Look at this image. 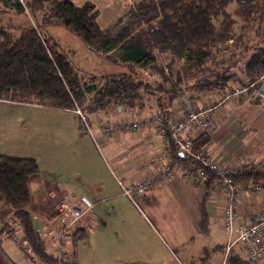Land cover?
<instances>
[{
  "label": "trees",
  "instance_id": "obj_1",
  "mask_svg": "<svg viewBox=\"0 0 264 264\" xmlns=\"http://www.w3.org/2000/svg\"><path fill=\"white\" fill-rule=\"evenodd\" d=\"M50 1L0 0V5L17 15L29 12L38 19L37 15L43 13L40 22L28 28L0 24V100L35 103L72 113L80 109L91 115L112 107L117 114L124 108L141 111L146 106L145 100L152 97L166 128L181 91L189 99H196L206 91H225L232 83L258 87L264 82V0H139L105 29L97 22L99 12L93 3L86 1L78 6L61 0L44 12L45 4ZM235 18L245 23L239 36L233 33ZM48 19L58 20L91 52L113 63L151 70L158 75L157 79L146 82L120 73L89 77L85 81L73 69L68 56L40 30ZM216 19L218 25L213 22ZM252 22H256L255 28ZM250 31L261 37V41L251 43L247 36ZM228 40L234 41L232 46L227 45ZM113 51L120 53L119 59L111 55ZM155 51L169 56L167 73L157 65ZM180 60L184 64L175 69V63ZM259 98L257 95L256 99ZM76 115L82 131L80 116ZM165 136L169 138L168 133ZM205 144L202 136L193 140L196 150ZM169 145V155L174 161L191 165V174L199 169L197 162L176 156L172 142ZM38 173L32 158L0 155V196L11 210L8 220L0 223V238H10L13 227H17L22 234L18 246L23 260L28 264H59L57 257L48 251V239L33 227L28 211V180ZM242 177L258 179L264 174ZM199 213L198 229L206 236L210 233L211 217L205 197L199 201ZM66 236L73 247L85 238L82 229ZM0 252L4 255L1 249ZM62 261L61 264H78ZM225 264L250 263L244 254L231 252Z\"/></svg>",
  "mask_w": 264,
  "mask_h": 264
},
{
  "label": "crops",
  "instance_id": "obj_2",
  "mask_svg": "<svg viewBox=\"0 0 264 264\" xmlns=\"http://www.w3.org/2000/svg\"><path fill=\"white\" fill-rule=\"evenodd\" d=\"M66 1L71 2L74 5L76 4L74 0ZM78 1H81L80 4L89 1L96 6L99 12L97 22L101 28L105 29L118 21L126 13L127 9L139 0H99V3L96 2V0ZM101 1L103 2L102 4ZM6 10H8V8H6ZM47 35L49 36V34ZM216 98H218V96H216ZM245 100L246 99L241 101L236 100L234 101V105L230 102L226 103L215 116V129L210 134L204 135L210 137V141L206 142V146L204 145L203 148L200 149L202 152L207 151L209 147L217 141L224 143L220 149L214 147L213 151L206 153L203 152L213 162H222L225 165L231 166L233 162L231 161L229 154L221 155L220 150L224 149L228 144L233 143L237 139L250 136V131L247 129L249 128L248 122L253 120L255 116H249L248 112L250 111V107L248 105L243 106L244 104L248 103ZM261 101L262 100H258V102ZM251 102L257 103L256 100ZM28 108L33 110L49 109L39 106L35 103H14L0 100V114L3 116L5 122H8V112H17L21 109L25 110ZM178 109L179 108H177V106H174L171 109L172 115H169V119H172V116L175 115V112L178 111ZM4 111L6 113L5 115ZM151 112L154 113L153 117H151ZM98 113L103 115H99V117H97V124H100L97 129L99 134L98 136L103 143V148L107 150L109 160L111 159L114 163V170L119 176L124 177V180L128 185H130L131 181L133 180H143L148 178L152 181V184L145 189L142 197H139V202L142 204L146 213L153 220L155 225L159 227L162 235L164 236V240L168 245L176 248H184V254L186 256L189 254L190 249L187 247V245L193 240L202 236L198 229V222L200 219L199 201L203 197L207 199L209 194L213 195L212 198L214 202L206 201L208 214L215 220L216 224L221 228V230H223L220 219L223 195H221L219 191L215 192L213 189L207 188V190L204 189V191H201L200 196H198L194 189V186H196L197 183H192L189 174L184 172V168L191 170V165L186 166L183 164L182 168H178L177 166L173 168L169 163V159H171L173 162L174 160L169 155L168 147L164 144L163 139L157 134L156 130L152 126H148L142 131L139 130L132 133L121 130L119 133L114 135H103L99 128L102 124H107L108 115H105L103 112H97V114ZM19 114L24 115L21 112H18L15 115ZM140 114L141 118L139 122H146L153 120L154 117L159 114V111L153 105V102L148 100L147 106L142 109ZM17 117L19 116L9 117V119L13 123ZM108 117L117 118L118 116ZM126 117H130L127 119L136 118L131 117L130 114H127ZM177 117L180 118L182 116H180V113H178ZM33 120H35V117ZM56 120L61 122L62 115H46L39 119V121L46 122H52ZM261 120L262 115L257 120H255L254 129H249H258L262 125V122H264V119L262 122ZM114 121L115 122H111V124H116L119 126L117 122L118 120L114 119ZM241 121L246 123V125L240 124ZM69 124L72 125L71 123ZM63 125L64 127H62L60 130L63 134H65L61 138L62 148L67 149L76 144V138L73 135V130H71V128L67 126L66 123H63ZM96 128L97 127L94 129ZM216 134H222V136H219L218 139H215L214 135ZM109 136L111 138L113 137L114 140L110 141L108 139ZM183 137L191 139L197 138L195 137L194 131L188 129L183 132ZM122 139L127 141L128 147L130 148L129 150L134 152L137 151L135 149L140 147L141 140H144L148 145H151L156 140H160V145L155 149V152H161L160 158L155 160H159L156 165V170H150L149 164H143L146 163V161H152V157L148 158L145 155L144 157L147 158H142L143 155L141 153L143 152L141 151H138V154L132 157V160H126L123 158L121 159L119 157L118 150H121V147L123 146ZM77 140L80 142V139ZM85 144L88 145L86 140ZM110 144H112V147H110ZM77 147L80 148V151L77 152V155H75V158L72 162L66 161L64 163L62 167V169H65L64 171L61 170L60 172L56 169H52V180L45 178L43 174H41V171L28 180L30 197L28 211L31 213L33 227L39 231L41 225H46L47 221H52L53 225L58 224L60 222V217L56 210V206L59 200L63 197L69 198L70 194L74 196H71L73 199H69L76 200L78 196L75 195L82 194V197L87 198V200L90 201L92 208L88 213H86L85 217L82 218L80 222V228L85 234V238L83 240H93V242H91V246L96 247L95 250L97 258L95 260V264H139L143 260L150 261L149 259L152 255L153 246L148 243V245L146 243H141L140 245L129 242V235L131 236L135 234L136 231L133 227L129 228L128 225L122 221L123 218L121 212H117L115 208H113L115 201H118L119 199H125L123 197L125 195L121 193V187L116 180L114 172L111 170V168H109L105 160L103 159V161L101 159L102 157L98 156V158H95V156H97L94 154L97 152L95 147H93L95 151L91 150L89 147L88 150L86 147H80V145ZM255 148L256 147L253 146V150ZM0 151H2L1 145ZM65 152L66 151H64V153ZM134 152L131 154H134ZM64 153H62V155ZM144 153L149 155L148 151H144ZM91 155L94 156L96 161H93V157ZM76 162L78 163V166H76ZM166 164L171 165L173 175L170 178L163 180V182L159 185L153 183L154 179L162 173L163 166ZM79 175H81L83 178L82 182H84V184H82L80 187L77 183ZM84 198L81 200H84ZM263 201L264 192L261 194L257 193L253 196H249L248 194L239 195L237 197L239 218L236 220V224L247 223L253 215L257 214L260 204ZM108 203L109 206H106ZM128 206L133 209L130 204ZM10 211V208L0 196V223L8 220ZM91 218L95 220L94 223L92 221V224L87 222L88 219L91 221ZM18 236L21 235L19 232H17V230L9 234L12 242L17 245L20 244L21 239H16L14 237ZM118 236L123 238V244H119L121 240ZM208 236L209 234L202 237ZM67 238L68 236H66V240ZM1 239L8 240L9 238H0V243ZM50 240L51 239L47 240L49 241V244H51V242H55ZM230 243L231 241L228 239V244L224 248L225 257L223 264H225V258L231 252L244 254L239 244L234 243L230 245ZM0 249L4 254L2 255L0 252V264H10L11 262L15 264L17 261H25L22 258V252L20 251L21 253L19 255L13 246L9 247V251L12 252L13 258L9 256V254L3 250L1 246ZM147 250L151 252H147ZM54 253L51 254L55 255ZM145 256H148L149 259ZM75 258L76 260L74 262L77 263L79 260L77 253L75 254ZM7 259L11 262H8Z\"/></svg>",
  "mask_w": 264,
  "mask_h": 264
},
{
  "label": "rangeland",
  "instance_id": "obj_3",
  "mask_svg": "<svg viewBox=\"0 0 264 264\" xmlns=\"http://www.w3.org/2000/svg\"><path fill=\"white\" fill-rule=\"evenodd\" d=\"M60 1L61 0H51L50 2L46 3L44 7V12H47L48 9H51L53 5H55ZM74 1L76 2L75 5L78 6L85 3L83 2L82 4H80L81 1L78 0H74ZM96 2L99 3V0H96ZM102 3L103 2L101 1V4ZM232 7L234 8L233 5ZM233 8L230 11H232ZM41 15H43V13L37 15L38 19H34L33 14L29 12H25L23 14L17 15L13 10L11 9L6 10V8L0 5L1 25L12 24L17 27L28 28L36 24L35 22L39 23L41 19L40 17ZM219 19L213 20L215 25L219 24ZM235 19L237 24L234 27L233 33L234 36H239L243 33L242 27L243 25H245V23L242 22L239 18H235ZM255 25L256 22L251 23V26H253V28H255ZM41 26L42 28H40V30H43L44 34H49V36H51V39L53 40L54 43H56L60 52L68 56V60L71 63L73 69L77 73H79L80 77L85 81H87L89 77L112 76L120 73L130 74L135 78V80H141L146 82H153L157 79L158 75L152 74L151 70L143 69L137 66L127 65L124 63H113L107 60L103 55L91 52L86 46V44L78 36H76L71 31L66 29L58 20L48 19L44 21L43 24H41ZM247 34H248L247 36L250 37L251 43H257L261 41V37L256 36L253 31H250ZM233 43H234L233 40L227 41V45L232 46ZM111 55L118 57V59L120 57V53L118 51H113ZM154 55L156 56L157 65L161 66L164 69L165 73H167L168 69L166 68V64L168 63L169 56L166 54L160 55L157 51H155ZM182 64H184V60L177 61L175 63V69L179 68ZM248 85L249 84H246L243 87H241L237 84L232 83L231 87L225 91L222 92H217L215 90L206 91L200 93L199 97L196 99H189L187 97V94L181 91L178 94L179 96L178 101L175 105L177 106V108H179L178 111H180V114L183 115L181 111L182 110L181 100H183L184 98L182 99L183 97L182 95H185L187 101L191 103H195L197 105H207V106H211L213 104H219L220 103L219 98L223 95H226L229 98L227 101L221 102V108L228 102L234 105L235 104L234 101L236 100L241 101L246 99L245 101H247L248 103L244 104L243 106L248 105L250 107V111L249 112L247 111L249 116L250 117L255 116L253 120H250L249 122L247 120L246 121L248 122L249 128L254 129L255 120H257L261 115H262V120L264 119V102L263 101L258 102V100H261L260 98L256 99L257 89L259 86L258 87L255 86V88H250V86ZM216 96H218V98H216ZM148 100H151L154 105V98L151 97L145 100L146 106ZM254 100H256L257 103L251 102ZM220 110L218 109L217 111L219 112ZM78 111L80 112L81 116L85 118V122L89 129L86 127L83 121H80L82 124V131H80L75 112L73 114L68 111H61L56 109H41V110H33L29 108L25 110L21 109L20 111L17 112L16 111L8 112L9 117L19 116L17 117V119H15V122L13 121V123L9 119V117H8V122H5L3 116L0 114V145L2 147V151H0V155L32 158L36 161L39 171H41V174H43L45 178L52 180L53 178L52 169H56L57 171L60 172L61 170L64 171L65 169H62L64 163L66 161L72 162L75 158V155H77V152L80 151V148L77 147L78 145H80V147L82 146L83 148L86 147L87 150L89 147L93 151H95L93 148L95 147L97 151L94 153L95 155H97L95 156V158H98V156L102 157L101 159L102 160L104 159L106 164L109 166V168H111V170L114 172L116 180L118 182H122L121 187L127 189L128 188L127 182L124 180V177L119 176L118 173L114 170L113 168L114 163L111 159L109 160V157L107 155V150L103 148L102 145L103 143L98 136L99 134L97 132V129L100 124H97L98 123L97 117H99V115L101 116L102 114L94 113L95 115L92 114L90 115L83 113V111L80 109ZM131 111L133 110L124 108L122 109L121 114H117L116 109L112 107L111 109H108L107 112H103V113L108 116H114V117L118 116L117 118H112L107 116L108 122L107 121L106 122L111 124V122H115L114 121L115 119L118 120L117 121L118 124L122 126L123 121H125L127 118H130V117H126L127 114H130L131 117H136L134 120L138 122L140 121L141 118L140 112L142 110L137 112H131ZM18 112H21L24 115H20V114L15 115ZM5 114L6 113L4 111V115ZM52 114L62 115L61 122L58 120L52 122L39 121L41 117ZM158 115L162 116L160 111ZM170 115L172 114L170 113ZM153 116L154 113L151 112V117ZM34 117L35 120H33ZM63 123H66L67 126H69L71 130H73V135L76 138V144H74V146H71L67 149L62 148L61 138L65 134H63L60 130L62 129V127H64ZM69 123H71L72 125H70ZM240 124L246 125V123H244L243 121H241ZM95 127L97 128L94 129ZM249 128H247L248 131H250L249 137L245 136L242 139H237L233 143L228 144L224 149L220 150L221 155L229 154V156L231 157V161L233 162L231 166L225 165L222 162H218L220 166L222 167L230 166L233 168L239 167L241 169L244 167H248L251 164H253L254 166L259 165L264 161V122H262V125L256 130ZM109 132L113 135L116 134V132H112L111 129L110 131H108V133ZM219 136H222V134L214 135L215 139H218ZM109 137L108 139L110 141L114 140L113 137L112 138L110 137L111 139ZM209 138L210 137L208 136H203L202 139L208 142L210 141ZM77 139H80V142ZM85 140L87 141L88 145L85 144ZM223 144H224L223 142L217 141L213 143V145H211L207 151H203V152L206 153L209 151H213L214 147L220 149V147H222ZM110 145H111L110 147H112V144ZM122 145L123 146L121 147V150H118V154L121 159L123 158L126 160H132V157L136 156L138 154V151H141L143 152L141 153L143 155L142 158L145 155L148 158L152 157L151 159L152 161H146V163L143 164H149L150 170L153 171L156 170V165L159 160L158 161L155 160L160 158L161 152L159 151L155 152V149L157 146L160 145V140H156L151 145H148L144 140H141L140 147L135 149L137 150L135 152L129 150L130 148L128 147L127 141L125 139H122ZM169 146L171 145L167 146L168 150H169ZM253 146L256 147L254 150H253ZM64 151L66 152L64 153ZM144 151H148L149 155L147 153H144ZM133 152L134 154H131ZM62 153L64 154L62 155ZM92 157H93V161H96V159H94V156ZM169 163L172 165L173 168H175L176 166L175 162L169 159ZM75 164L76 166H78L77 162ZM189 177L191 179V182L193 183L195 181L194 174L190 173ZM82 179L83 178L81 177V175H79L77 179L78 180L77 183L79 187L82 184H84V182H82ZM258 182L262 187H264V177H259ZM194 189L195 192L198 194V196H200L201 191H204L205 189V185L202 182H198V184L194 186ZM120 190L122 193V189ZM214 191L217 192L216 190ZM71 196L74 195L70 194L69 198H71ZM75 196H78L77 199L84 198L82 197V194ZM212 196L213 195L209 194V196H207L206 201L214 202ZM123 197L125 199H119L118 201L114 202L113 208H115L117 212H121L123 218L122 221H124L129 228L133 227L136 231L135 234L131 236L129 235L128 237L129 242L140 245L141 243H146V244L148 243L153 246L151 258L149 259L148 256H145L150 261L143 260L139 264H223L224 263V257H225L224 248L228 244V237L225 235L224 231L221 230V228L216 224L215 220L212 217L210 218L209 236L208 237L200 236V238H197L193 240L190 244H188L187 247L190 249V252L186 256L184 254V250H183L184 248L171 247L170 245L167 244V242L164 240V236L162 235L159 227L155 225L153 220L146 213L142 204L139 202L140 198L136 199V197H133L131 199L132 201L131 202L125 196ZM63 198H61L60 200H62ZM129 204L133 207V209L128 206ZM106 206H109V203L106 204ZM83 217H85V214L83 215ZM81 220L76 221L75 222L76 224L74 225L70 224L68 227L65 228L63 232V235H65V237L63 236L64 243H62L61 257L57 258L58 259L57 262L59 264H61L62 260H66L68 262H74L76 260L75 258L76 253L79 257V260L77 261V263L79 262L78 264H95L97 254L95 250L96 247L91 246V242H93V240L80 241L74 247L70 244L69 237L66 240L67 233L69 234L76 233L81 229L80 228ZM92 221L93 223L95 222L94 219H92L91 221L90 219L87 220V222L90 224H92ZM74 226L75 228H73ZM43 228L44 225H41L40 230ZM9 229L10 227L8 228V230ZM15 230H17V232H19L21 236L14 238L22 240V234L19 228L14 227L13 232ZM40 236L43 237L41 234ZM118 237L121 240L119 244H123L124 243L123 238L121 236ZM43 238L51 239L52 241H55V242H51V244L49 243L47 244L48 251L54 253L53 250L57 248L59 244L58 241H56L53 236L43 237ZM0 246L12 258L13 255L12 252L9 251V247L13 246L15 251L19 255L21 253L18 245L13 243L10 238L8 240L1 239ZM147 252H151V251L147 250ZM263 262L264 260L258 262L257 264H264ZM15 264H28V263L26 261L23 262L17 261L15 262Z\"/></svg>",
  "mask_w": 264,
  "mask_h": 264
},
{
  "label": "built area",
  "instance_id": "obj_4",
  "mask_svg": "<svg viewBox=\"0 0 264 264\" xmlns=\"http://www.w3.org/2000/svg\"><path fill=\"white\" fill-rule=\"evenodd\" d=\"M21 1V0H20ZM250 88H255L254 84H249ZM258 90V89H257ZM182 113L180 118L177 114L180 111H176L173 115V119L168 120L167 127H164V119L161 115H156L153 120L146 122H138L134 119H126L123 121L122 126L116 124H102L99 130L103 135L111 134L110 132L119 133L120 130L126 132L142 131L148 126H152L158 135L161 136L165 145H169L172 142L174 147V154L176 156L189 157L193 161L197 162L199 169L194 173L195 183L202 182L208 185V188L219 191L223 195V204L220 210V219L222 229L225 235L231 241L230 245L237 243L243 250L245 258L250 264H257L264 260V201L260 204L259 211L253 215L247 223L236 224L238 217V202L237 197L239 195L248 194L253 196L257 193H263L264 187L260 185L258 179L249 178L245 179L242 175L247 174H264V161L254 166L251 164L244 168L222 167L218 162H213L206 154L201 150H196L191 138L183 137L185 130H192L195 133V137L204 136L210 134L215 129L214 119L217 110L221 109V102L228 100V96L223 95L219 98V104L197 105L187 101L185 95H182ZM217 111V112H216ZM76 113L81 116L80 112L76 110ZM81 121L84 122L88 128L85 118L81 116ZM89 129V128H88ZM108 133V134H107ZM166 133L169 134V138H166ZM178 168H182V163L178 160L174 161ZM184 172L190 174V171L184 168ZM173 175L172 167L169 164L163 166L162 173L156 177L153 183L159 185L163 180L170 178ZM120 187L122 182H118ZM152 184V181L148 178L143 180H133L127 189H122V193L130 200L133 197L138 199L142 197L145 189ZM89 201V200H88ZM92 208V204L89 207L83 203V200L76 199L70 200L65 197L60 200L56 206L58 211L60 222L58 225L52 226V221H47L44 228L39 230V235L43 237L53 236L58 241V246L54 249L55 256L61 257L62 243L64 240L63 232L70 224H76V221H80L83 215L88 213ZM75 228V226L73 227ZM74 230V229H73Z\"/></svg>",
  "mask_w": 264,
  "mask_h": 264
},
{
  "label": "water",
  "instance_id": "obj_5",
  "mask_svg": "<svg viewBox=\"0 0 264 264\" xmlns=\"http://www.w3.org/2000/svg\"><path fill=\"white\" fill-rule=\"evenodd\" d=\"M257 95L261 98L262 101H264V82H262L258 87Z\"/></svg>",
  "mask_w": 264,
  "mask_h": 264
},
{
  "label": "clouds",
  "instance_id": "obj_6",
  "mask_svg": "<svg viewBox=\"0 0 264 264\" xmlns=\"http://www.w3.org/2000/svg\"><path fill=\"white\" fill-rule=\"evenodd\" d=\"M83 203L88 205L89 207L91 206V203L87 200V198H84Z\"/></svg>",
  "mask_w": 264,
  "mask_h": 264
}]
</instances>
